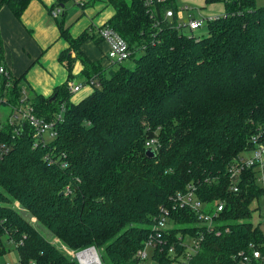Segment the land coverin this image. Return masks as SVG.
Here are the masks:
<instances>
[{
    "label": "trees",
    "instance_id": "trees-1",
    "mask_svg": "<svg viewBox=\"0 0 264 264\" xmlns=\"http://www.w3.org/2000/svg\"><path fill=\"white\" fill-rule=\"evenodd\" d=\"M106 1L114 14L102 27L127 41L135 64H113L107 51L108 65L91 61L81 47L89 39L100 44L99 33L73 37L60 24L69 46L59 61L68 78L51 96L30 97L38 117L51 121L62 113L56 137L42 142L28 125L20 133L0 130L11 146L0 159V257L10 244L18 264H79L34 220L71 252L94 246L103 264H138L136 254L165 206L171 209L168 247L153 259L172 264L187 252L179 237L205 230L195 212L172 210L177 194L193 185L208 209L223 202L224 210L216 217L221 234L204 232L189 264H239L248 255L250 264H264L251 247L264 252V228L251 221L252 204L264 196L259 170L243 174L239 192L228 173L234 158L253 147L252 137L264 141V5L205 0L224 3L225 14L199 38L174 27L164 8L151 14L143 0ZM30 2L0 0V6L20 18ZM76 61L92 90L73 102ZM23 86L15 77L16 98ZM152 139L157 149L150 158Z\"/></svg>",
    "mask_w": 264,
    "mask_h": 264
},
{
    "label": "built area",
    "instance_id": "built-area-1",
    "mask_svg": "<svg viewBox=\"0 0 264 264\" xmlns=\"http://www.w3.org/2000/svg\"><path fill=\"white\" fill-rule=\"evenodd\" d=\"M176 1L177 0H143L148 12H151V14L156 12L159 8H164L162 10L163 17L172 22L176 20L174 27L179 30L188 27L193 31L218 18L217 16L210 15L203 18H190L187 21L180 22ZM51 13L54 18H57L62 14V9L57 7L53 9ZM98 33L108 46L107 57L111 63L119 64L130 59L131 51L129 45L117 31L106 26L100 28ZM94 83L95 81H91L90 85ZM82 87V85L70 84L72 93L79 91ZM15 90V76L0 57V105H13L14 107V111L9 115L8 119H0V130L8 126L20 133L19 130H22L25 125H28L34 130V135L38 140L47 142L50 139H54L57 135L56 124L62 120V113L58 114L56 118L51 121L38 117L34 112L30 99L31 96L27 88L25 86L22 87L20 98L15 97ZM252 141L254 143L253 147L242 155L235 157L229 165L228 173L230 175L231 188L235 192L240 191L242 176L250 168L258 169L260 180H264V141H259V138L255 136L252 137ZM146 145L148 149L152 148L154 151L157 149V141L155 139L149 140ZM10 150L11 146L6 141L0 139V159L8 154ZM173 203L172 210L186 208L195 212L201 225L205 228L203 233H199L195 237L190 234H187L185 237H179V240L184 238V245L187 246V252L185 256L180 257L178 261H174L172 264H189L192 257L202 246V242L205 239L204 232L216 233L217 235L221 234L222 230L218 228L216 217L224 210V203L214 204L213 208L208 209L207 203H204L199 198L193 185H189L185 192L178 193ZM170 222L171 209L165 206L160 207L159 214L154 218L152 231L150 232L148 240L145 242L143 248L139 249L136 254L138 264H142L143 261L147 260L148 253L146 250L149 247L153 249V253L154 251L159 252V254L165 252L166 247H168V241L164 237L169 234L166 231L171 225ZM225 230L228 231L227 228ZM251 247L253 248L252 257L264 263V252L254 246ZM153 253L151 258L154 260L155 264H157L156 260L153 259ZM170 253H176L175 246L170 247ZM73 256L79 264H103L100 254L94 246L77 251ZM250 263L251 258L249 255L243 258L240 257L239 264Z\"/></svg>",
    "mask_w": 264,
    "mask_h": 264
},
{
    "label": "rangeland",
    "instance_id": "rangeland-1",
    "mask_svg": "<svg viewBox=\"0 0 264 264\" xmlns=\"http://www.w3.org/2000/svg\"><path fill=\"white\" fill-rule=\"evenodd\" d=\"M39 1V0H38ZM45 1V0H44ZM106 0H54V3L56 5H63L62 11L64 10V15H59L57 19H55L50 14L49 9L40 1L41 6H38L37 13L42 14L44 11V15L41 21H37L36 25L38 26L35 30L36 33L32 31V27L26 23L27 28L24 27L25 32L21 31L18 33V35L15 36L14 33H10L11 28L14 27L13 24H11L10 19H6L5 17L8 14V11L1 6L0 7V30H1V22L3 23V26L6 28V33L8 36V40L10 41V47H16L14 51V56H18V54H21L22 52L25 53V55L28 56V52H31V49L35 47H39V43L42 41V39H45L47 36L51 35L52 29H56L59 34V26L60 24L63 25L65 28H70V32H81L83 29L89 27L92 33H98V30L100 28V22L103 19V17H107L108 13L112 10L111 7H109L106 11H103L98 14L97 11H95V7L97 5L104 4ZM107 3V1H106ZM177 9L179 11L180 22L187 21L190 18H203L208 16V14H224L225 10H221L222 8H225L224 3H214V4H207L205 0H177ZM255 4L257 7L264 5V0H255ZM50 15H49V14ZM47 14V16H46ZM11 15H13L11 13ZM17 18V17H16ZM18 20L21 19L17 18ZM22 20V19H21ZM57 20V22L55 21ZM57 24V25H55ZM57 27V28H56ZM52 28V29H51ZM82 29V30H81ZM55 32V30H54ZM181 32L187 36H196V37H204L208 34V26L207 24L203 25L199 29L191 30L188 27L182 28ZM57 33L55 36H57ZM38 36H37V35ZM73 36V34H72ZM14 37V38H13ZM55 38V37H54ZM59 41H53V45L49 48L51 49L49 53L46 54L47 61H51V64L49 63L48 67H46V71L48 73V83L53 82L54 78L56 77H50V71L52 70V67L55 65H61V68H63L62 63L59 62V60H54L52 58V53H54L55 49L61 45L62 40L60 39V36L57 38ZM39 41V42H38ZM7 42V39L5 40ZM21 45V47H19ZM34 49V50H35ZM20 50V51H19ZM53 50V52H52ZM52 52V53H51ZM72 54H75L74 50H71ZM93 53L95 54L96 51L94 50ZM26 57V56H25ZM24 57V58H25ZM138 57V56H137ZM136 57V58H137ZM106 60V59H105ZM126 66H133L135 64V61L133 59H128L127 61L123 62ZM118 65H113V68H117ZM66 73V71H65ZM73 84H83L85 77L80 75V67L79 64L76 65L74 71H73ZM31 77L33 80H31ZM63 77V76H62ZM61 77V78H62ZM29 80H27V79ZM25 79L22 78V84L27 88L28 93L30 96H33L35 92H40L42 88L45 86L46 78L41 73L40 74H33L32 76H26ZM29 82L34 87V90L29 87ZM83 85V89L79 92L72 93L71 100L73 102H76L80 98H83L87 94L90 93L92 90L91 87ZM14 111L13 105H0V119L5 120L9 118V115ZM260 184L264 187V180L260 181ZM252 208H255V211L251 217V221L253 223H261L262 226H264V196H262L259 201H254L252 204ZM28 217V215H27ZM33 220V219H31ZM33 223L37 225L38 229L46 235L52 242H54L58 247H60L66 254L72 255L75 252H71L68 248L63 246V244L54 236L52 235L45 227L42 225H39L33 220ZM8 244V253H6L4 256L0 257V264L8 263V264H18L19 263V254L16 249L12 248V246H9ZM146 252L148 253L147 260L143 261L142 264H155L154 260H152L151 256L153 253L152 248H147ZM73 253V254H72ZM74 258V256H73Z\"/></svg>",
    "mask_w": 264,
    "mask_h": 264
},
{
    "label": "crops",
    "instance_id": "crops-1",
    "mask_svg": "<svg viewBox=\"0 0 264 264\" xmlns=\"http://www.w3.org/2000/svg\"><path fill=\"white\" fill-rule=\"evenodd\" d=\"M40 1H42V3H44V5L49 9V11H50V9H52V10L56 9L57 7L63 8V5H61V6L56 5L54 3V0H45V1L44 0H39V1L38 0H31L28 7L25 9V11L23 12V14L21 16L22 20L21 19L18 20L16 18V16L7 8V6H3L6 9V11H8V14L5 18L10 19L11 24H13V26H14L11 28L10 33H14L16 36L21 31L25 32L24 27L27 28L26 23H28L32 27L31 28L32 31L34 33H36L34 30L38 27L36 25V23H37V21H41L43 18V15H44V11L42 14L36 12L39 9L38 6H41ZM127 1H131V0H127ZM109 7H111V6L107 5V3L105 1L104 4L97 5L95 7L96 8L95 11H97L99 14L103 11H106ZM221 10L224 11L225 8H222ZM11 13L13 15H11ZM49 13L51 14V12H49ZM64 14H65V12L63 10L62 15H64ZM113 14H114V9L112 8V10L108 13L107 17H103V19L100 22L101 24L99 26L102 27V25L105 24ZM210 15L211 16H217V17L222 16V14H208V16H210ZM46 16H47V14H46ZM57 18H55V19H57ZM55 21L57 22V20H55ZM55 25H57V24H55ZM54 30H55V32H54ZM54 30L52 29L51 35L47 36L45 39H42V41L39 43V47H36V49H35V47L32 48L31 52H28L29 53L28 56L25 55V53H23V52L21 54H18V56H16V55L14 56V51H15L16 47H13V46L10 47V41L11 40H8V38H6V36H8L6 33V28L3 26V23L1 22L0 36H1L2 45H1V49H0V56H1V59L3 60V62L8 66L11 73L15 77L23 78V79H25L26 76H32L33 74H40V73L43 76H45V78H46V82L44 83L45 86L42 88V90L40 92H35L33 95L42 94L45 97H49L53 94L54 89L57 86L64 83L68 78V72H67L65 65L62 64L63 68H61V65H55L52 67V70L50 71V77L56 76L54 78V83L53 82L48 83L49 77H48V73L46 71V67H48L49 63L51 64V61H47L46 54L49 53L50 50L52 49V48L51 49H49V48L53 45V41H55V40L59 41L56 38H57V36H58V38L60 36V31L58 34L57 33L58 31L56 29H54ZM84 31H88L91 36H93L94 34H96V35L98 34L95 32L92 33L90 28L87 27V28L83 29L80 33L79 32H72L73 37L79 36ZM56 33H57V36H55ZM6 39H7V42H5ZM60 39L62 40V38H60ZM68 46H69L68 43L65 40H62L61 45H59V47H57V49H55L54 53H52L53 52V50H52V52H51L52 58L54 60H56V59L59 60V57H60L62 51L64 49H66ZM19 47H21V45H19ZM107 48H108V46H107L105 41H102L100 44L97 45V44H95L93 39L87 40L86 42H84V44L81 47L83 52L86 54V56L91 61L102 60L104 65H108L107 59L106 58H105L106 60L103 59V56L105 55V52L107 51ZM94 50L96 51L95 54L93 53ZM72 55L74 56V54H72ZM78 64H79L80 72H81L83 69L82 63L80 61H76L75 67ZM65 71H66V73H65ZM31 80H33L32 77H31ZM70 84H73V82H71ZM28 85H29V87H31L34 90V87L31 85L30 82ZM74 85H82L83 86L84 84H74ZM87 86L89 87V85H87ZM87 86H85V87H87ZM82 89H83V87L79 91H81ZM79 91H77V92H79Z\"/></svg>",
    "mask_w": 264,
    "mask_h": 264
},
{
    "label": "water",
    "instance_id": "water-1",
    "mask_svg": "<svg viewBox=\"0 0 264 264\" xmlns=\"http://www.w3.org/2000/svg\"><path fill=\"white\" fill-rule=\"evenodd\" d=\"M55 97H56V95L53 96V99H54ZM146 154H147L150 158L155 157V151H154V149H152V148L147 149Z\"/></svg>",
    "mask_w": 264,
    "mask_h": 264
}]
</instances>
